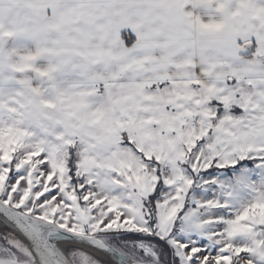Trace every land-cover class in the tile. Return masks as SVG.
<instances>
[{
    "label": "snow or ice",
    "instance_id": "1",
    "mask_svg": "<svg viewBox=\"0 0 264 264\" xmlns=\"http://www.w3.org/2000/svg\"><path fill=\"white\" fill-rule=\"evenodd\" d=\"M0 264H264V0H0Z\"/></svg>",
    "mask_w": 264,
    "mask_h": 264
}]
</instances>
